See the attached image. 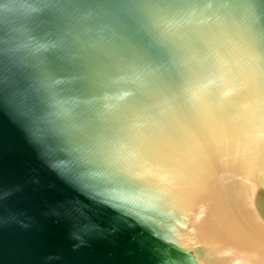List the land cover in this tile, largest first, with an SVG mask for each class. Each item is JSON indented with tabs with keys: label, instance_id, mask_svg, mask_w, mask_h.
I'll use <instances>...</instances> for the list:
<instances>
[{
	"label": "water",
	"instance_id": "obj_1",
	"mask_svg": "<svg viewBox=\"0 0 264 264\" xmlns=\"http://www.w3.org/2000/svg\"><path fill=\"white\" fill-rule=\"evenodd\" d=\"M0 264H264V0H0Z\"/></svg>",
	"mask_w": 264,
	"mask_h": 264
}]
</instances>
